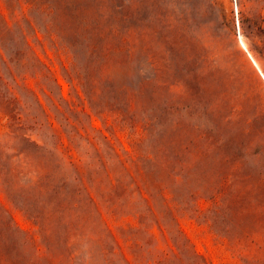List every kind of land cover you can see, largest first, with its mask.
Here are the masks:
<instances>
[{"label":"rangeland","instance_id":"374dc122","mask_svg":"<svg viewBox=\"0 0 264 264\" xmlns=\"http://www.w3.org/2000/svg\"><path fill=\"white\" fill-rule=\"evenodd\" d=\"M86 1L85 14L107 31L97 0ZM119 2L125 42L96 79L80 27L61 29L78 43L77 71L58 31H46L28 1L0 0V147L34 169L46 149L60 152L69 189L57 200L59 212L49 194L26 186L14 202L0 185V225L16 229L0 242V264L36 259L44 250L40 223L56 227L52 239L69 236L73 243L72 260L62 244L47 254L61 264H155L179 254L176 234L204 264H264V0H112L107 12L115 14ZM169 33L188 48L171 55ZM91 37L98 39L97 29ZM16 50L48 65L47 83ZM199 52L212 62L201 78L188 60ZM84 70L94 75L90 83ZM145 76L148 87L135 97L130 120L122 87ZM142 155L137 174L131 159ZM78 171L87 186L79 195ZM128 171L136 185L124 188Z\"/></svg>","mask_w":264,"mask_h":264},{"label":"trees","instance_id":"16d2710c","mask_svg":"<svg viewBox=\"0 0 264 264\" xmlns=\"http://www.w3.org/2000/svg\"><path fill=\"white\" fill-rule=\"evenodd\" d=\"M24 1H28L31 4V7L29 9L30 13L34 12L36 15H39L41 16V18L44 19V27L46 31L48 30L50 31V33L53 31H58L57 34L61 37L60 41L63 45V48L69 49L66 51L70 52L72 55V69L77 68V71H82L76 52V47L78 46V43L67 40V38H65V36L61 34L63 24L67 27L69 24L75 23L78 27L81 28V30H83V42L81 43H83L84 45V52L86 55L85 62H87L88 66H93L94 69H96V79L102 78L99 73L100 68L103 67L107 60L110 59L111 54L121 53L125 42L124 33L122 31L121 26V23L124 20V14L121 13V2L115 4V9L113 11L115 12V14H113L112 12H107V6L109 5V3H112V0H97V12L101 17L109 20L107 27L108 30L105 31L99 25V22H94V20H90V17L85 14L87 10L86 7L88 6L86 0ZM182 17L183 16L179 18ZM166 26L170 28L169 30H172L175 27L172 22H167ZM93 29L98 30L97 40H94L91 37V30ZM169 35L171 55L173 54V51H178L179 48H181L180 46H183L186 49L188 48V45L184 42H181L180 40V36L184 35V33L181 32L180 36H178L179 38L176 37L175 34L169 33ZM180 43L182 45H180ZM16 54L19 55L18 61H22L23 64H25L26 61L29 62V59L26 60L25 58H31L33 60L31 65L33 67H38L40 72L42 71L41 79L44 83H47V80L45 79H48L49 75L42 69L46 68L47 71H50V68L48 67V65L45 64V62L41 61L36 55L33 58L26 56V52L22 50H16ZM147 56L149 58L151 57L150 63L153 64L154 74H157V71L161 70V67L159 69V66L155 64V54L151 50V48H148ZM188 60L193 65H195L196 72L193 74L197 78H201L203 74L211 72L212 62L208 59L205 53L199 52L195 55H189ZM197 61H199V64L197 63ZM163 66H167V63L163 64ZM76 77H79V74H76ZM82 77L85 81L89 80L88 83H90V81L94 79V75H91L90 71L87 70H84ZM149 80L150 78L145 76L143 78H139L138 82L135 85L124 84L122 87L123 102L125 103V109H127L128 112L130 110H133L129 113L130 120L134 119L135 108L137 107L135 104V97L139 96L146 90V88L148 87ZM85 81L79 83H81L82 86L84 84L87 85L88 83ZM133 105L134 108H132ZM148 120H151V118H144V121L146 123L148 122ZM151 124L152 123L150 122L148 127H146L149 129V131H151ZM19 136H21L23 139H27L26 137H24V135ZM140 142L141 140L134 142V145L138 149H140L142 146V143ZM33 144L37 147H40V145L35 142H33ZM41 148L43 149L42 146ZM65 149L70 150V146H65ZM44 154L46 158L44 164H40L37 168L34 169L30 168L29 160H27L26 163H23L19 159L11 160V154H4L3 150L0 147V185L4 189V192L8 199L14 202L17 201L15 198V194L19 190H24L26 186L30 189L37 190L38 193L49 194L50 203L53 204V202L56 201L55 206H57V210L60 212L63 208H60L62 204H60L57 200H59L64 195V192H67V190H69L67 187L68 175L64 174V164L61 161L63 160V155H60V152L58 154L55 150L51 149H46V151H44ZM147 156L148 155L144 157V155H142L137 156L135 160L131 159L137 166V174L141 173V170L144 167L143 159ZM149 159L153 160V157H149ZM77 173L78 174L76 175V177L78 178V181L76 182L77 187L75 188L74 192L79 195L83 191L87 190V186L84 184V174L79 171ZM127 174V179L125 180V182H123L124 188H130L132 183L136 185V177L132 175L129 171L127 172ZM76 177H73V179H75ZM119 178L120 177H117V180H119ZM87 181L91 185V183L93 182V178L88 177ZM87 196L96 207L97 204L95 203L93 197L89 195ZM141 216H143V212ZM38 217V214H34V219L36 223L37 221L39 222ZM53 229H56V227L52 224L40 223V242L44 246V250L39 251L41 253H38L36 259L31 260L30 264H40L39 261L41 260H46L48 264H61V261H50L47 257V254H50L53 251V248L57 247L60 244H62L64 246V249L68 252V248H70L73 243L69 241V236L64 239L60 237L52 239L50 233L51 231H53ZM15 231L16 229L13 228L8 221H3L0 225V242H2L3 244H6V242L8 243L11 240L10 238L16 236ZM174 239L179 249V254L175 253L173 255V258L164 257L163 259H158L155 264H169L170 261L177 262L178 264H204V260L200 258V255L196 252L190 253L188 247L185 244V241H180V237L177 234L174 236ZM26 240L27 239L25 238L24 242H27ZM36 249L40 250L39 248H37V245ZM68 258L69 260H72L73 258L70 257L69 252Z\"/></svg>","mask_w":264,"mask_h":264}]
</instances>
